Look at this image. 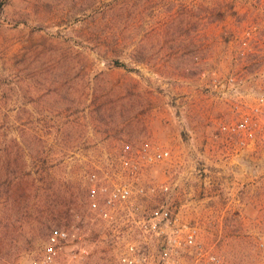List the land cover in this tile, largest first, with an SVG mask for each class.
Masks as SVG:
<instances>
[{
    "label": "rangeland",
    "instance_id": "374dc122",
    "mask_svg": "<svg viewBox=\"0 0 264 264\" xmlns=\"http://www.w3.org/2000/svg\"><path fill=\"white\" fill-rule=\"evenodd\" d=\"M0 4V264L60 230L81 238L60 264H114L135 228L91 203L120 184L117 219L169 204L226 264H264V0ZM244 119L238 146L220 127Z\"/></svg>",
    "mask_w": 264,
    "mask_h": 264
},
{
    "label": "built area",
    "instance_id": "2783aa9c",
    "mask_svg": "<svg viewBox=\"0 0 264 264\" xmlns=\"http://www.w3.org/2000/svg\"><path fill=\"white\" fill-rule=\"evenodd\" d=\"M212 87L217 89L216 82ZM247 122L248 119H244L238 124L222 125L220 131L232 140L235 138L236 145L244 146L246 135L252 133V127ZM167 158H169V152L164 151L146 156L145 161L148 164H154ZM123 164L129 166L127 160ZM104 192L107 194L103 199V205L100 206L98 202L93 201L91 208L98 212L99 217L112 228L119 224L135 228L132 231L135 235L129 237V240L121 238L126 245L120 251L114 264H154V262L156 264H182L180 259L183 253L192 256L191 264H226L223 257L214 251L212 246L203 243L197 225L183 219L177 207L162 204L144 215L138 216L136 211H130L117 219V212L133 201L134 191L129 185L120 184L110 190L104 189ZM135 192L140 196L144 194L142 189ZM161 193L167 197L170 196L171 191L168 187H164ZM117 239L119 240V237ZM80 240V237L66 230L56 231L48 238L44 255L32 264H60L58 260L68 245L73 242L79 243ZM150 244L161 245L158 257L142 247ZM80 252L88 255L85 250Z\"/></svg>",
    "mask_w": 264,
    "mask_h": 264
},
{
    "label": "trees",
    "instance_id": "16d2710c",
    "mask_svg": "<svg viewBox=\"0 0 264 264\" xmlns=\"http://www.w3.org/2000/svg\"><path fill=\"white\" fill-rule=\"evenodd\" d=\"M1 6H2V5L0 4V8H1Z\"/></svg>",
    "mask_w": 264,
    "mask_h": 264
}]
</instances>
